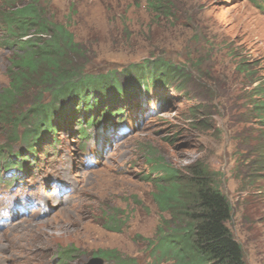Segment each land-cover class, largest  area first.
Wrapping results in <instances>:
<instances>
[{"label": "rangeland", "instance_id": "rangeland-1", "mask_svg": "<svg viewBox=\"0 0 264 264\" xmlns=\"http://www.w3.org/2000/svg\"><path fill=\"white\" fill-rule=\"evenodd\" d=\"M172 1L175 17L165 19L146 0H40L82 46L83 74L104 75L109 89L127 94L100 96L91 124L77 105L53 131L32 114L17 128L0 124V218L10 215L0 221V264H83L101 249L135 264H169L153 249L169 216L152 197L150 152L175 169L199 160L220 171L232 204L227 225L246 263L264 264V177L260 191L238 190L264 131L247 98L264 83V0ZM1 34L0 90L15 51ZM151 54L180 64L184 76L138 84L133 67ZM241 60L249 76L238 71ZM39 88L19 97L20 109L41 96L56 118L62 96ZM24 199L33 202L1 212Z\"/></svg>", "mask_w": 264, "mask_h": 264}, {"label": "trees", "instance_id": "trees-1", "mask_svg": "<svg viewBox=\"0 0 264 264\" xmlns=\"http://www.w3.org/2000/svg\"><path fill=\"white\" fill-rule=\"evenodd\" d=\"M146 5L156 18L175 17L172 0H146ZM0 28L1 37L7 40L8 45L15 46L7 68L8 84L0 90V124L17 128L23 125L24 118L32 114L39 121L45 118L42 125L48 131H53L58 118L69 112L71 116L74 115V105L78 106L79 112L83 110L82 115L88 117L86 123L91 124L95 120L92 113L102 103L100 96L121 98L127 94L123 86L109 89L104 75L94 77L83 74L85 61L82 46L64 24L49 17L40 0H2ZM133 68L136 72L133 80L144 84L146 89L149 85H167L177 77L184 76L180 64L154 54L145 57ZM237 69L244 74L250 71L243 60L238 63ZM250 81L253 83L255 78L250 77ZM38 86L39 89L62 96V108L56 113V118L48 113L49 105L39 101L41 96L35 97L29 108L20 109L19 97ZM96 88L104 90L98 91ZM247 92L250 100L248 105L257 121L264 125V83L255 84ZM194 115L198 116L196 112ZM79 121L83 123L84 119ZM196 123L203 126L206 122L202 119ZM25 131H29L28 127ZM81 131L84 134V128ZM259 140L253 154L249 155V168L238 190L262 189L263 130ZM149 156L146 159L152 165L149 174L154 175L147 176L154 187L152 197L160 212L169 216L157 230L159 234L153 249L159 252V257L167 259L169 264H247L241 244L227 225L232 204L221 189V172L199 160L179 170L170 167L161 158L154 157L153 152ZM96 254L106 260H113L115 264H135L123 260L115 249H101Z\"/></svg>", "mask_w": 264, "mask_h": 264}, {"label": "water", "instance_id": "water-1", "mask_svg": "<svg viewBox=\"0 0 264 264\" xmlns=\"http://www.w3.org/2000/svg\"><path fill=\"white\" fill-rule=\"evenodd\" d=\"M83 264H104V258L100 256H91L85 263Z\"/></svg>", "mask_w": 264, "mask_h": 264}, {"label": "bare ground", "instance_id": "bare-ground-1", "mask_svg": "<svg viewBox=\"0 0 264 264\" xmlns=\"http://www.w3.org/2000/svg\"><path fill=\"white\" fill-rule=\"evenodd\" d=\"M36 230H37V232H39L40 234H43V235L46 234V233H45V230H46L45 228H38V229H36Z\"/></svg>", "mask_w": 264, "mask_h": 264}]
</instances>
